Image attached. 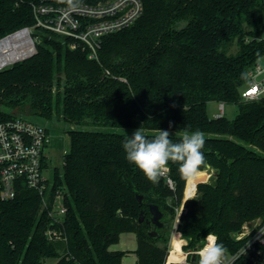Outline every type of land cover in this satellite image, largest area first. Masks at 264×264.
Listing matches in <instances>:
<instances>
[{
  "label": "trees",
  "instance_id": "obj_1",
  "mask_svg": "<svg viewBox=\"0 0 264 264\" xmlns=\"http://www.w3.org/2000/svg\"><path fill=\"white\" fill-rule=\"evenodd\" d=\"M142 2V17L104 37L96 60L60 35L40 31L37 53L0 71V121L30 108L70 126L141 128L148 137L167 130L174 142L200 130L211 167L195 173V195L184 202L191 173L169 162L159 183L150 182L126 159L122 144L133 132L71 129L63 171L54 172L68 208V244L47 240L39 195L26 190L0 204V264H52L60 257L56 264H122L126 252L110 247L123 233L136 234L138 264H171L182 206L177 231L189 241L186 251L211 233L234 253L242 246L234 234L264 223V100L242 101L240 94L241 73L264 56V41L257 39L264 33V0ZM34 24L28 3L0 0V38ZM234 41L235 54L229 51ZM214 101L237 104L239 114L210 117ZM207 169L214 173L205 182ZM150 205L162 211L163 227L151 223ZM154 231L159 237L150 235ZM188 264L199 263L189 255ZM235 264L264 259L242 257Z\"/></svg>",
  "mask_w": 264,
  "mask_h": 264
},
{
  "label": "built area",
  "instance_id": "obj_2",
  "mask_svg": "<svg viewBox=\"0 0 264 264\" xmlns=\"http://www.w3.org/2000/svg\"><path fill=\"white\" fill-rule=\"evenodd\" d=\"M13 1L16 6L28 3L35 24L0 38V71L33 57L37 53V44L41 41L40 31L44 30L68 40L71 49L83 48L88 52L89 59L96 60L104 37L131 27L144 13L142 0H80L79 6L75 8L69 7L61 0ZM257 39L264 41V33ZM29 42L34 48L32 55L11 61L10 56L22 53ZM258 67H264V56L248 72L250 79L256 76ZM258 80L264 82V76H259ZM258 88L264 92V83H259ZM251 90L246 83L240 92L242 101L264 100V95L257 98L254 94H249ZM224 116L225 106L222 103L215 118ZM52 143L53 136L47 127L18 115L0 121V204L17 199L26 190L35 191L40 200L39 215L44 213L47 217L45 229L47 240L68 244L66 228L68 208L65 194L59 187L55 189L54 176L49 178L47 175ZM167 171L166 168L163 173ZM170 184L172 185L171 181ZM194 195L193 193L191 197H186L185 194V197L192 199ZM178 225L176 223L174 233L178 232ZM256 225L258 226L255 228H253L255 225L252 228L249 225L243 227L242 232L234 234L235 241L241 242L242 246L234 253L226 250L223 264H235L242 257L254 262L264 259V223ZM205 244L206 239L195 249L187 251L183 263L188 264L189 255L191 257L196 255L199 263L200 251ZM183 247L184 245L182 249ZM60 260L61 257L55 261ZM49 262L57 263H53L54 260Z\"/></svg>",
  "mask_w": 264,
  "mask_h": 264
},
{
  "label": "clouds",
  "instance_id": "obj_3",
  "mask_svg": "<svg viewBox=\"0 0 264 264\" xmlns=\"http://www.w3.org/2000/svg\"><path fill=\"white\" fill-rule=\"evenodd\" d=\"M69 7H78L80 0H61ZM259 76H264V67H258L256 76L250 79L247 72L241 73L250 89H256L254 95H264L259 90L258 84L264 83L258 80ZM172 125L170 124L169 127ZM205 145V135L200 130L191 133L185 132L178 142L171 139V134L167 130L158 129L156 134L148 137L141 128L135 130L131 136L123 141L122 147L126 153V159L134 164L145 177L157 184L169 162L179 163L181 171H189L192 175L200 170L202 166L210 168L206 163L202 149ZM206 244L200 251L199 264H223L226 249L222 243H218V237L209 233L206 237Z\"/></svg>",
  "mask_w": 264,
  "mask_h": 264
},
{
  "label": "rangeland",
  "instance_id": "obj_4",
  "mask_svg": "<svg viewBox=\"0 0 264 264\" xmlns=\"http://www.w3.org/2000/svg\"><path fill=\"white\" fill-rule=\"evenodd\" d=\"M34 32L37 33V31H35V30H34ZM236 44H237L236 41H234L230 45V49H229L230 53L235 54L238 51V47H237ZM221 104L222 103L217 102V101L208 103L207 109H208V113H209L210 117H215V115L217 113H219V106ZM224 106H225V117L228 120L235 119L236 116L239 114L238 105L234 104V103H224ZM17 114H18L19 117H22V118H24L26 120L35 122V123H37V124H39L41 126L47 127L49 129V131L51 132V134L53 136V143H52V147H51V149L49 151L50 159H51V161L49 163V171H48V174H47L49 178H53L55 170L58 169L60 171V173H62V171H63L65 154L67 152H69V149H70V138H69V134H68L69 130H71V129L80 130V129H84L85 128V129H88V130L117 132V133L134 132V131L128 130V129L105 128V127H99V126H90V127L70 126V125H67L63 121V119H60L55 114L53 115L52 119L48 120V119H45V118L37 115L30 108L26 109V111H19ZM208 172H209L208 173V177L205 180V182L212 181L211 175L214 172L211 169H209ZM190 181H191V183H190ZM188 185H189V190H190L189 197H191L193 195V193H194L193 189L197 185V180L195 179V176H192V180H191V178L188 179L185 194H186V192L188 190ZM185 199L186 198L184 197V200ZM181 208L179 209L178 216H181V214H180ZM177 220H178V218H177ZM248 225H249L250 228H252V226H254V225L255 226L253 228L258 226L255 223H250ZM174 229H175V227H174ZM173 234H175L174 230H173V233H172L171 240L175 238V237H173ZM176 234H177L178 238L186 240L189 243L188 239L183 237L180 233H179L180 236L178 235V232H176ZM186 246H188V244H186ZM170 247H171V242H170ZM135 248H136V237H135V234L126 233V234H123V235L120 236L119 242L117 244L112 245L110 247V250H112V251H115V250H135ZM184 251L187 252L186 250H184ZM182 253L183 252H181L180 254H182ZM171 256L173 257L174 262H177L175 257H177V259H179L178 254H171ZM55 260H57V259H55ZM55 260H54L53 263L57 262ZM136 260H137V258H136V256L134 254H129V256L124 258L122 264H136Z\"/></svg>",
  "mask_w": 264,
  "mask_h": 264
},
{
  "label": "bare ground",
  "instance_id": "obj_5",
  "mask_svg": "<svg viewBox=\"0 0 264 264\" xmlns=\"http://www.w3.org/2000/svg\"><path fill=\"white\" fill-rule=\"evenodd\" d=\"M33 52H34L33 45L31 44V42H29L27 45V48L22 53H18V54H14V55L10 56V60L16 61L20 58L29 57L30 55H32ZM189 178H191V180H192V175H190ZM190 183H191V181H190ZM189 193H190V190L188 192H186V197H189ZM173 237H175V238L171 240V249H170L169 255L170 254H178L179 259H177V257H175L177 262H172L171 264L183 263L186 259V252L182 249V246H183L185 240L178 238L176 232H175V234H173ZM181 252H183V253L180 254ZM166 264H167V262H166Z\"/></svg>",
  "mask_w": 264,
  "mask_h": 264
},
{
  "label": "water",
  "instance_id": "obj_6",
  "mask_svg": "<svg viewBox=\"0 0 264 264\" xmlns=\"http://www.w3.org/2000/svg\"><path fill=\"white\" fill-rule=\"evenodd\" d=\"M13 115L16 116V115H18V114H17L16 112H14ZM138 200L141 201V200H142V197L139 196V197H138ZM149 208H150V211H151V214H152L151 223H152L153 225H155L156 227H158V228L163 227L164 224H163L162 221H161L162 218H163V213H162V211H161V210L159 209V207L156 206V205H150ZM140 222H143V213H141V215H140ZM150 235H151L152 237H154V238L159 237V234H158L156 231L151 232ZM195 259H196V255H192V257H191L192 262H194ZM180 264H185V263H180Z\"/></svg>",
  "mask_w": 264,
  "mask_h": 264
},
{
  "label": "crops",
  "instance_id": "obj_7",
  "mask_svg": "<svg viewBox=\"0 0 264 264\" xmlns=\"http://www.w3.org/2000/svg\"><path fill=\"white\" fill-rule=\"evenodd\" d=\"M217 115V114H216ZM199 172H201V171H199ZM192 176H194V175H192ZM196 187V186H195ZM194 187V188H195ZM194 190V189H193ZM189 191V185H188V190H187V192ZM186 198V197H185ZM187 200H189V199H185L184 200V202L185 201H187ZM183 210H184V207L182 206V208H181V211H180V214H182V212H183ZM180 216H178V220L176 221V223H178L179 224V218ZM123 234H126V233H123ZM122 234V235H123ZM134 234V233H133ZM178 235L180 236V234L178 233ZM135 237H136V234H135ZM120 240V239H119ZM186 244H188V242L185 240V242H184V246H186ZM136 249H137V237H136V248H135V250H115V251H125L126 252V254H125V256L123 257V259H122V263H123V260H124V258H126L127 256H129V254H134L135 256H136V258H137V260H136V264H138L137 262H138V257H137V254L135 253V251H136Z\"/></svg>",
  "mask_w": 264,
  "mask_h": 264
},
{
  "label": "snow or ice",
  "instance_id": "obj_8",
  "mask_svg": "<svg viewBox=\"0 0 264 264\" xmlns=\"http://www.w3.org/2000/svg\"><path fill=\"white\" fill-rule=\"evenodd\" d=\"M256 91H257L256 89H252L249 94H254Z\"/></svg>",
  "mask_w": 264,
  "mask_h": 264
}]
</instances>
